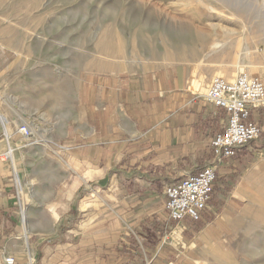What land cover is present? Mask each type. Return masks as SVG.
I'll return each instance as SVG.
<instances>
[{"label": "crops", "instance_id": "crops-1", "mask_svg": "<svg viewBox=\"0 0 264 264\" xmlns=\"http://www.w3.org/2000/svg\"><path fill=\"white\" fill-rule=\"evenodd\" d=\"M16 59L0 43V264H213L227 252L264 163H248L247 147L215 162L199 219L164 208L166 186L214 162L225 112L202 97L209 79L183 66L85 70L57 111L40 113L38 97L51 101ZM249 121L264 136V106Z\"/></svg>", "mask_w": 264, "mask_h": 264}, {"label": "rangeland", "instance_id": "rangeland-1", "mask_svg": "<svg viewBox=\"0 0 264 264\" xmlns=\"http://www.w3.org/2000/svg\"><path fill=\"white\" fill-rule=\"evenodd\" d=\"M251 3L241 16L221 0H0V43L16 51L13 68L34 79L38 94H47L51 103L43 104L40 96L36 101L40 113L57 111L85 70L183 66L198 80L233 79L239 71L234 58L249 71L244 59L249 49L260 56L251 60L248 73L264 82V14L259 3ZM221 8L224 13H218ZM194 19L201 31L179 27ZM253 23L262 29L260 40L238 47L237 42L253 36ZM249 145L248 163L264 161V136ZM247 190V205L227 252L213 264H264V163Z\"/></svg>", "mask_w": 264, "mask_h": 264}, {"label": "built area", "instance_id": "built-area-1", "mask_svg": "<svg viewBox=\"0 0 264 264\" xmlns=\"http://www.w3.org/2000/svg\"><path fill=\"white\" fill-rule=\"evenodd\" d=\"M202 97L214 107L224 110L225 115L220 130L210 142L214 162L164 189V208L168 216L176 221L184 217L199 219L211 196L216 176L215 162L235 155L238 150L258 140L261 133V127L249 121L250 111L264 105V82L258 76L245 70L230 80L214 76ZM18 130L25 137L31 135L27 125H20ZM3 137L7 143L4 158L12 160L13 148L6 133ZM4 262L13 264V257L6 256Z\"/></svg>", "mask_w": 264, "mask_h": 264}, {"label": "bare ground", "instance_id": "bare-ground-1", "mask_svg": "<svg viewBox=\"0 0 264 264\" xmlns=\"http://www.w3.org/2000/svg\"><path fill=\"white\" fill-rule=\"evenodd\" d=\"M252 1H255L256 3H259V4H257L258 8H259V12L264 14V0H221V2L223 4H225L226 6L232 8L235 11V13L240 11L241 12V16H243V14H246V12L248 11V8L250 6H252L251 5ZM210 10H214V9L212 7H210ZM218 13H224L223 8L219 9ZM194 21H196V20L194 19L193 22H185V21H183V23H179V27H181V28H183L185 30H188V29L190 30V28H191L195 32L201 31L202 29L200 28L199 24L197 25ZM183 29H181V30H183ZM249 29H252L251 32L253 33V36L250 37V38H247V39H244V40H240L239 42H237L236 45L238 47H241V45H244V44L255 43V42L260 40L261 34H262V29L259 26H256L254 23L249 27ZM257 56H260V55H258V53H256V52H251L249 49L245 50V55H244V59H245V63H246L245 67L248 68V66H250V68H248L249 71L252 70V67H251V64H250L251 60L254 57H257ZM239 61H240V59H238L236 57V58H234V61L232 63L234 68L239 69L238 72H240V70H245V69H241ZM7 136H9L8 133H7Z\"/></svg>", "mask_w": 264, "mask_h": 264}]
</instances>
